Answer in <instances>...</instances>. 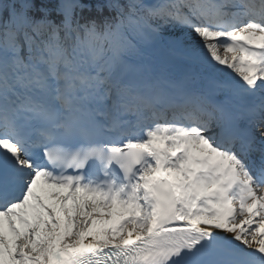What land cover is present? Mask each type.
<instances>
[{"label": "snow or ice", "instance_id": "obj_1", "mask_svg": "<svg viewBox=\"0 0 264 264\" xmlns=\"http://www.w3.org/2000/svg\"><path fill=\"white\" fill-rule=\"evenodd\" d=\"M0 264H264V0H0Z\"/></svg>", "mask_w": 264, "mask_h": 264}, {"label": "rangeland", "instance_id": "obj_2", "mask_svg": "<svg viewBox=\"0 0 264 264\" xmlns=\"http://www.w3.org/2000/svg\"><path fill=\"white\" fill-rule=\"evenodd\" d=\"M220 51H221V53H222L221 55H224L223 49H221Z\"/></svg>", "mask_w": 264, "mask_h": 264}]
</instances>
